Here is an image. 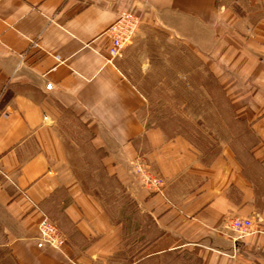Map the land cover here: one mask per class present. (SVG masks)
Here are the masks:
<instances>
[{
    "label": "crops",
    "instance_id": "crops-1",
    "mask_svg": "<svg viewBox=\"0 0 264 264\" xmlns=\"http://www.w3.org/2000/svg\"><path fill=\"white\" fill-rule=\"evenodd\" d=\"M258 2L252 19L219 0H0V264H264ZM124 10L138 29L110 59L105 31ZM157 30L194 46L233 110L224 121L238 124L239 143L209 163L182 136L145 127L129 58ZM70 122L89 147L63 129ZM138 154L164 179L161 193L132 174ZM118 187L135 206L131 241L134 222L109 196ZM43 214L64 235L63 252L36 245ZM237 216L260 231L235 240Z\"/></svg>",
    "mask_w": 264,
    "mask_h": 264
},
{
    "label": "rangeland",
    "instance_id": "rangeland-1",
    "mask_svg": "<svg viewBox=\"0 0 264 264\" xmlns=\"http://www.w3.org/2000/svg\"><path fill=\"white\" fill-rule=\"evenodd\" d=\"M219 2L235 13L252 19L263 14V8L258 0H219ZM148 37L149 41L137 43L129 58L131 67L141 79L144 88L142 93L147 102L143 111L145 127L157 126L171 137L182 136L197 150L203 163L212 161L224 147L236 146L239 143L236 133L240 132V128L238 124L224 121L232 116L233 110L224 92L217 86L219 83L211 74L209 65L202 64L194 46L158 30ZM70 123L65 124L68 127L64 126L63 129L71 137H75L78 143L82 142L81 145L89 147L87 143L89 135L86 133L80 135L78 127L71 128L73 125L77 126L76 122ZM229 134L233 135L230 141ZM136 157L145 172L138 173L134 165L137 163ZM136 157L130 161L134 177L146 190L161 193L165 186L164 179L150 170L142 155L138 154ZM151 177L160 178L162 185L148 188L142 180L147 178L149 184ZM112 191L114 193H108L109 196H118V199L122 198L123 201L112 206H123L125 220L129 223L134 222L127 229L126 237L131 241V232L136 224V221L132 220V210L135 206L130 204L125 188L118 187L117 193L115 188ZM228 228L234 236H237L229 225Z\"/></svg>",
    "mask_w": 264,
    "mask_h": 264
},
{
    "label": "built area",
    "instance_id": "built-area-1",
    "mask_svg": "<svg viewBox=\"0 0 264 264\" xmlns=\"http://www.w3.org/2000/svg\"><path fill=\"white\" fill-rule=\"evenodd\" d=\"M138 24V16L133 12L124 10L108 26L105 34L110 40L108 46L110 59L119 55L132 37H134L138 29ZM51 86V83L45 85L47 89H50ZM136 158L137 163H134V165L138 173L139 171L145 172L146 170L139 165L140 160L138 157ZM142 181L145 182L148 188L162 185V181L158 177H151L149 184L147 178H144ZM228 225L237 233V236L234 237L235 240L237 237L247 236L260 231L256 223L251 218L246 217H234L229 220ZM37 230L36 245L38 247H50L63 252L62 250L66 239L47 215L43 214L41 216L37 224Z\"/></svg>",
    "mask_w": 264,
    "mask_h": 264
}]
</instances>
